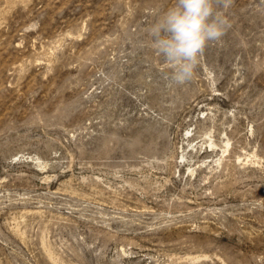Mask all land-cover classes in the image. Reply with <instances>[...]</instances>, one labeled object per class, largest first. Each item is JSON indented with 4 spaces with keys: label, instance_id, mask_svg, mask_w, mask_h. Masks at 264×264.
Masks as SVG:
<instances>
[{
    "label": "rangeland",
    "instance_id": "obj_1",
    "mask_svg": "<svg viewBox=\"0 0 264 264\" xmlns=\"http://www.w3.org/2000/svg\"><path fill=\"white\" fill-rule=\"evenodd\" d=\"M175 0H0V264H264V0L170 83Z\"/></svg>",
    "mask_w": 264,
    "mask_h": 264
},
{
    "label": "clouds",
    "instance_id": "obj_2",
    "mask_svg": "<svg viewBox=\"0 0 264 264\" xmlns=\"http://www.w3.org/2000/svg\"><path fill=\"white\" fill-rule=\"evenodd\" d=\"M233 0H175L150 28L152 47L176 86L190 83L206 46L221 41L230 27L226 10Z\"/></svg>",
    "mask_w": 264,
    "mask_h": 264
}]
</instances>
